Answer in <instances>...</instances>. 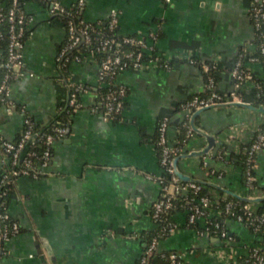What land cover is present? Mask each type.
Segmentation results:
<instances>
[{"label":"crops","instance_id":"0c3cea01","mask_svg":"<svg viewBox=\"0 0 264 264\" xmlns=\"http://www.w3.org/2000/svg\"><path fill=\"white\" fill-rule=\"evenodd\" d=\"M52 1L22 0L31 16L30 33L22 48V74L8 84L14 107L9 110L0 103V137L17 138L23 123L21 106L37 124L46 125L66 101L71 85L83 88L81 106L70 117L68 133L54 142L43 173L36 179L18 177L12 184L5 202L10 216L20 224V233L5 243L0 264H138L142 233L155 228L150 211L160 196L154 178L162 172L154 142L158 120L170 117L168 138L175 142L178 124L184 119L176 106L195 93L206 92L202 70L190 59L214 63L219 69L216 88L223 93L232 89L229 66L233 58L240 47L253 50L251 0H82L86 21L104 23L117 10L120 35L159 33L154 47L171 63L169 68L146 65L116 76L115 83L126 88L118 120L95 109L100 108L96 63L72 61L66 73L58 69L66 29L50 13ZM58 1L68 7L78 0ZM246 66L264 77L260 64ZM250 97L247 93L246 99ZM263 119L259 111L238 105L201 111L193 123L214 136V145L204 156L180 158L178 169L225 196L233 197L232 192L250 199L264 197V149L256 154L254 192L244 184L239 165L214 157L220 147L237 152ZM205 146V137L193 132L183 152ZM1 159L0 145V172ZM211 171L223 174L217 177ZM249 203L264 214V201ZM171 218L177 228L159 240L157 250L176 251L185 264H230V255L242 257L252 245L264 248V236L233 219L224 221L232 237L228 242L198 235L187 226L183 210L174 211ZM154 264L162 261L157 258Z\"/></svg>","mask_w":264,"mask_h":264},{"label":"built area","instance_id":"2783aa9c","mask_svg":"<svg viewBox=\"0 0 264 264\" xmlns=\"http://www.w3.org/2000/svg\"><path fill=\"white\" fill-rule=\"evenodd\" d=\"M169 2L170 0H165ZM76 5L81 8L83 1L78 0ZM49 11L52 15L66 16L65 23L66 40L57 55V66L61 70L62 66H68L70 62L81 63L84 60H91L97 65V83L100 86L109 87L114 85L112 89H108L99 99L100 107L103 110L104 117L121 114L124 108V97L126 88L123 85H117L116 76L125 70H138L146 65H157L164 68L170 67V60L164 54L158 52L154 47V42L158 38V33L149 31L146 34H135L132 36H123L121 39L115 36H102L97 30H94L86 21L76 23L73 20L74 13L58 0L50 2ZM26 13V12H25ZM18 6V0H11L10 7L7 11V21L10 23L8 34V54L4 66L8 72L5 73L0 83V103L5 104L9 110L14 107V103L8 96V80L12 76L22 74L20 67L22 65V48L24 45V29L27 27L31 16H27ZM249 17L253 29V40L256 37L261 38L260 44H253V50L248 52L242 47L243 52L236 54V60L230 74L233 78V87L229 92H220L212 78L206 83V91L208 95L201 96L199 93L193 94L180 104L181 110L184 112L183 124L186 127V137L188 138L194 131L192 130L189 117L201 108L214 107L215 105H226L234 102L251 103L249 99H245L247 93L252 94L256 91L259 95L260 85L251 80L252 72L246 66L248 63L260 64L264 67V0H251L249 9ZM3 19L0 14V21ZM119 12L112 10L107 17V29L112 31L118 27ZM99 36L95 51L103 53L100 59L94 57V52L89 50L84 53L80 50L82 44L91 45L92 34ZM121 44H129L137 48L135 51L124 52L120 50ZM73 52H75L73 54ZM146 52L147 58H143ZM195 63L194 59L189 60ZM214 64V63H213ZM215 66V65H214ZM203 71L209 69L207 63L202 62ZM248 84L250 86H248ZM82 87L75 84L74 91H69L65 106L77 109L81 106L77 91ZM249 90V91H248ZM264 107V105H261ZM23 114V123L20 136L17 140H7L0 137V145L2 152V168L0 172V199L7 197L14 181L21 176L30 178H38L48 167L52 158V146L58 139L63 138L67 133L64 125L55 126L52 133H48L42 137V142H38L40 128L35 129V123L32 116L24 107H19ZM99 107H95L98 110ZM170 117L163 115L157 123L158 137L156 145L159 147L160 159L159 164L166 174L165 178L168 182L163 183L164 177L158 175L155 180L160 185V196L153 202L150 211V217L158 227L156 234L151 238L146 248L143 249L139 264H146L150 255L158 256L162 261L166 259L168 264H185L182 255L176 251L158 252V242L162 237H167L177 228L176 223L171 219L168 213L171 210H179L181 201L186 206L181 209L186 213L187 226L195 229L198 235L215 236L226 241H231L232 237L225 228V219H233L242 224L255 234L264 236V214L258 212L249 202L228 200L227 196L222 195L213 190H207L204 194L197 198L188 197L187 193L192 191L197 194L204 187L202 182L181 181L175 174L173 161L176 157L178 148L176 147L177 139L171 143L168 138ZM264 149V119L253 137L246 143L243 151L246 152V187L250 192H254L256 187L253 182L256 181L255 175L252 173L255 168L256 154ZM184 153V152H182ZM180 153V154H182ZM179 154V155H180ZM206 155V154H205ZM221 159V153L216 155ZM216 171H211L214 174ZM222 172L215 173V176H222ZM184 195V196H183ZM179 196H182L181 198ZM240 201V202H239ZM1 202V200H0ZM179 203V204H178ZM4 204V202H3ZM201 222V226H199ZM20 233L19 222L10 216L7 208L0 210V256L4 252L5 243L12 237ZM264 248L260 245H252L248 248L246 255L242 257H233L230 255V264H264Z\"/></svg>","mask_w":264,"mask_h":264},{"label":"trees","instance_id":"16d2710c","mask_svg":"<svg viewBox=\"0 0 264 264\" xmlns=\"http://www.w3.org/2000/svg\"><path fill=\"white\" fill-rule=\"evenodd\" d=\"M1 1H2L1 2L2 5L0 6V14H1V17H3V19L0 21V56H1V58H0V83L3 80V77H4L5 73L8 72L7 68L4 66V63L6 62L7 54H8V41H9L8 34H9V28H10V23L7 21V16L6 15H7L8 8L10 7L11 0H1ZM18 6L20 7V10L25 13L24 8H23V4H22V0H18ZM68 8L70 9V11H72L74 13L73 20L76 23H78L79 21H82V20L86 21L84 19V17H83V13L81 11V8L78 7L76 4H74L73 6H68ZM25 14L27 16H30L27 13H25ZM57 17L65 25V23L67 21V17L66 16H62V15H58ZM86 22L92 28H94V30H97L99 33H101L102 36H104V35L105 36H112L113 35L116 38L121 39L123 36L135 35V34L120 35L118 33V27L113 29L112 31L108 30L107 29V24H104V23L107 22V19H106V21L104 23H101L99 21H97V22L86 21ZM29 33H30L29 28L25 27L24 35H23L24 36V40L28 37ZM98 39H99L98 35H96L95 33L92 34L91 45L82 44L79 49L82 50L84 53H87L89 50H92L94 52V57L96 59H100L103 56V53L95 51V45L97 44ZM253 42L255 44H260L261 43V38L259 36L254 38ZM119 48H120L121 51H124V52L137 50L136 47H134L132 45H129V44H121ZM238 51L239 52H243L242 51V47H240ZM74 53L75 52H73V54ZM143 58L144 59L147 58L146 52L144 53ZM194 60H195V64L198 65L199 68H201V70H202L205 83L208 82L209 78H212L213 81H214V85H216L217 81H218V78H219L218 77L219 69L216 66H214V64L212 62H210V61H201L200 59H194ZM235 60H236V56L233 58L232 63L229 66V70L232 68ZM202 62L207 63L209 65V69L208 70L203 71V69L201 67V63ZM67 67L68 66H62L60 71L62 73H64V72L66 73ZM22 68H23V66L21 65L20 71H22ZM263 71H264V67H263ZM13 74L10 77V79L8 80V84H9L10 80H12L13 78L17 77V76H14ZM251 80L254 81V82H257L260 85V91H259V95L256 96V91L253 90V92L251 94V97L249 98L250 102L252 104L256 105V106L264 105V77L262 78V77H259L257 75L252 74ZM74 87H75V85H71L70 90L74 91ZM114 87H115L114 85L106 87V86H100V85L97 84V92H98L99 99L101 98L102 95H104V93L108 89H112ZM82 90H83V88L80 91H77L78 97H79L80 92ZM208 93L209 92L206 91L205 93H200V95L204 97V96L208 95ZM180 104L181 103H179L176 106V108H175L176 111L181 110ZM78 109H80V107H78L77 109H75L73 107H68V106L66 107L65 106V102H64L58 107V112L55 115V117L52 120H50L46 125H43V126H40L39 124H37L34 121V119L32 118L34 123H35L34 128L35 129L40 128V131H39L40 134H39V137L37 138V141L39 143L42 142V137H44V135H46L48 133H52V130H53V128L55 126H58V125L62 124V125H64L67 128L68 127V123L70 121V117ZM98 110H100V112L103 113V110H102L101 107L98 108ZM111 117L113 119L118 120V119H121L122 116H121V114H117V115H112ZM19 136H20V133L18 134V136H17V138L15 140H17L19 138ZM157 137H158V130L156 128V136H155V141L154 142H155V146H156V150H157V154H158V161H159L160 152H159V147L156 145ZM187 140H188V138L186 137V127H185V125L183 124V121H182L181 123L178 124V135H177V143H176V147L178 148V151L176 153V156H178L180 153H182L184 151L183 147L185 146ZM245 146H246V144H242L240 146L239 150L237 152H235V153H232V152L229 153L223 147L218 148L216 150V152L214 153V157H216V155L218 153H221L222 160H224L225 162H233V163H235V164H237V165H239L241 167V171H242L241 173H242V176H243L244 184H246V168H247V165H246V162H245L246 152L243 151V148ZM215 173H217V172H215ZM215 173L214 174L210 173V175H215ZM252 173L254 174V171ZM160 175L162 177H164L163 183L168 182L167 179L165 178L166 174L164 173V171H162L160 173ZM203 184H204V187H203V189L201 191H199L197 194H194L192 191H189L187 193V196L188 197L197 198V197H199V195L204 194L209 189V185L207 183H203ZM253 185L257 188V182L256 181L253 182ZM8 193H10V191ZM179 197L181 198L182 196H179ZM227 198H228V200L237 201L235 198L230 197V196H227ZM5 199H6L5 196L0 199L1 200V202H0V210H2L3 208H7ZM3 202H4V204H3ZM240 203L243 204L244 202H240ZM179 205H181L184 208L186 206V203L181 201ZM181 206H179V208H178L179 210L183 209ZM174 211H176V210H171L168 213V215H170V217H171V215L174 213ZM257 211L261 212L260 210H257ZM191 227H194V226H191ZM157 230H158V227L154 228V230H152L150 232L142 233V236L144 238L143 239V242H144L143 249L146 248L147 244L149 243L151 238L156 234ZM165 237H162V238H165ZM157 258H158V256L155 255V253L150 255L146 264H154L156 262ZM138 264H139V261H138ZM162 264H168V261L166 259L162 258Z\"/></svg>","mask_w":264,"mask_h":264},{"label":"water","instance_id":"95a60500","mask_svg":"<svg viewBox=\"0 0 264 264\" xmlns=\"http://www.w3.org/2000/svg\"><path fill=\"white\" fill-rule=\"evenodd\" d=\"M226 105H238V106H242V107H246V108H250V109H254L256 111H259L260 113L264 114V107L263 106H253L252 104H249V103H238V102H234V103H230V104H226ZM215 106H221V105H215ZM210 107H205V108H201V109H198L196 110L192 116H191V120H190V126L192 128V130L196 133H199L201 135H203L206 139V146L202 149V150H199V151H193V152H189V153H182L178 156H176L174 158V171H175V174L176 176L183 182H187V181H195V182H201V181H198V180H195L187 175H185L184 173H182L179 169H178V160L180 158H184V157H197V156H204L205 154H207L210 149H212L213 145H214V136L213 135H208L207 133L199 130L193 123V119L196 117L197 114H199L201 111H204L206 109H208ZM66 133H68V129L66 130ZM215 186V185H213ZM216 187V186H215ZM218 188V187H217ZM230 195H232L234 198L238 199V200H241L243 202H257V201H264V197H257V198H248V197H242V196H239L235 193H232V192H229Z\"/></svg>","mask_w":264,"mask_h":264}]
</instances>
